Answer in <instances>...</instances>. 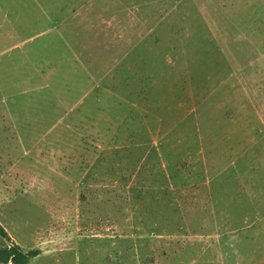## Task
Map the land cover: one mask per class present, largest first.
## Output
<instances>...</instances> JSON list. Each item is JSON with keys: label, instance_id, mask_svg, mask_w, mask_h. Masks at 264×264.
<instances>
[{"label": "rangeland", "instance_id": "obj_1", "mask_svg": "<svg viewBox=\"0 0 264 264\" xmlns=\"http://www.w3.org/2000/svg\"><path fill=\"white\" fill-rule=\"evenodd\" d=\"M0 222L28 264H264V0H0Z\"/></svg>", "mask_w": 264, "mask_h": 264}, {"label": "trees", "instance_id": "obj_2", "mask_svg": "<svg viewBox=\"0 0 264 264\" xmlns=\"http://www.w3.org/2000/svg\"><path fill=\"white\" fill-rule=\"evenodd\" d=\"M0 236L10 239V235L1 222ZM37 255H39L38 251L24 252L17 244H12L9 247L0 248V263L9 264L14 259V264H28L30 257H35Z\"/></svg>", "mask_w": 264, "mask_h": 264}, {"label": "water", "instance_id": "obj_3", "mask_svg": "<svg viewBox=\"0 0 264 264\" xmlns=\"http://www.w3.org/2000/svg\"><path fill=\"white\" fill-rule=\"evenodd\" d=\"M13 261H14V259H13ZM13 261H12V262H13Z\"/></svg>", "mask_w": 264, "mask_h": 264}]
</instances>
